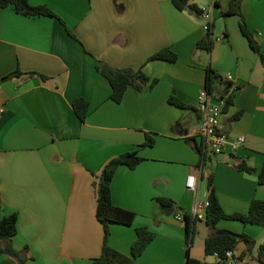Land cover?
<instances>
[{"label": "crops", "instance_id": "0c3cea01", "mask_svg": "<svg viewBox=\"0 0 264 264\" xmlns=\"http://www.w3.org/2000/svg\"><path fill=\"white\" fill-rule=\"evenodd\" d=\"M191 1L213 11L209 32L201 14L182 11L173 0H29L51 8L66 25L13 6L0 10V79L25 73L0 81V219L18 214L11 242L25 264H89L101 255L105 233L96 216V183L105 165L124 152L139 150L144 159L134 169L118 167L112 197L136 216L132 225L111 222L108 242L130 255L136 228L156 234L133 264H188L185 223L176 216H193L198 203H207L211 176L227 213L248 212L253 199H264L258 175L264 166V64L241 31V17L225 14L233 0ZM240 10L264 52V0H240ZM209 36L211 47H199ZM167 47L176 61L148 60ZM99 62L143 67L155 82L143 91L130 87L117 103ZM209 67L222 76L217 95L227 91L232 99L222 128L232 140L245 136L246 143L202 164L196 107ZM171 96L189 107L172 104ZM78 98L89 105L84 120L74 108ZM147 133L154 144L142 147ZM243 161L255 172L238 168ZM190 175L196 191L187 188ZM159 197L173 206H163ZM202 230L206 238L248 234L253 242L241 241L236 251L247 264H264V225L222 219L215 229ZM195 246L193 240L189 255L201 264H227ZM0 264L20 262L1 254Z\"/></svg>", "mask_w": 264, "mask_h": 264}, {"label": "trees", "instance_id": "16d2710c", "mask_svg": "<svg viewBox=\"0 0 264 264\" xmlns=\"http://www.w3.org/2000/svg\"><path fill=\"white\" fill-rule=\"evenodd\" d=\"M115 2L117 3V0H115ZM173 2L176 7L182 11H189L196 14L202 13V9L192 3L191 0H173ZM7 6H13L17 10V12L24 15L54 16L59 18L62 23L65 24L64 20L46 5H32L29 0H0V10ZM225 14L238 15L241 17V31L248 39L250 47L260 55L262 63L264 64V52L255 36L250 31L246 18L241 13L240 0H233L230 4L229 10L225 12ZM66 27L68 32L72 36H74L72 30L68 26ZM211 44L212 37L209 36L205 40L199 42L198 46L209 49L211 47ZM154 59L176 61L177 53L169 47L163 48L150 56L148 60ZM98 68L102 72V74L110 81V84L112 86L111 99L117 103L122 102L126 91L130 87H133L138 91H143L149 82H151L152 85L155 82V80L152 81L151 77L143 70V67L137 69L132 67L116 68L107 63L99 62ZM23 74L25 73L21 72L20 70H16L15 72L2 77L0 81ZM29 75H32V73H28V76ZM218 80L222 81V76L219 75L214 69L209 67L207 71L206 89L210 93H216L215 83ZM220 96L226 99V106L231 104L232 99L227 91L223 92ZM170 102L179 107H189L183 101L173 96L170 97ZM74 108L78 116L82 120H84L89 111L87 100L85 98H78L74 103ZM240 115L241 112L236 114L235 118H239ZM153 144V136L147 133L146 141L141 146L146 147L152 146ZM200 152L202 164H204L205 160L207 159V155L202 147L200 148ZM143 159L144 158L139 154V150L128 151L113 157L103 168L99 180L96 183V216L104 226V245L101 255L92 259L89 264H133L134 261L144 253L149 244L154 240L156 236L155 232L146 227L136 228L137 237L132 244V251L130 255L118 251L117 249L113 248L108 242L111 222L132 225L136 216L135 212L117 206L114 203L112 197L113 177L118 167H120L121 165H127L128 167L134 169L142 162ZM238 168L246 170L248 172H255V168L248 165L245 161L239 163ZM258 175L260 183L264 184V166ZM209 186L210 193L206 205V217L204 219L208 227L215 229L217 224L222 219H235L245 223L264 225V199H253L248 212L227 213L226 211H224L216 194L215 188L213 186V176L209 178ZM157 201L163 206H173V201L166 197H159L157 198ZM198 221H201V219L189 214L184 215L186 239L188 243V264H201L200 260L194 259L189 255L190 246L193 243L194 236L196 234V225ZM17 232V213L5 215L0 219V255L8 254L18 259L20 264H25L26 259L22 257V254L13 247L11 242L12 237H14ZM241 241H245L249 244L253 242L251 240V237L246 233L237 234L233 232H225L210 235L205 239V254L213 255L214 252H219L221 255H223L227 250H236L238 244ZM263 256L264 242L259 246V261L261 263H264V261L262 260Z\"/></svg>", "mask_w": 264, "mask_h": 264}, {"label": "built area", "instance_id": "2783aa9c", "mask_svg": "<svg viewBox=\"0 0 264 264\" xmlns=\"http://www.w3.org/2000/svg\"><path fill=\"white\" fill-rule=\"evenodd\" d=\"M201 16L206 19L204 29L211 30V24L214 20L212 10L202 11ZM226 99L217 93H210L207 89L203 90L197 98V112L199 122L196 128V134L200 137L202 148L207 156L219 155L227 151L235 152L246 143V137L240 136L235 140L222 128V116ZM4 107H0V115L4 113ZM196 176L190 175L187 179V188L191 191L197 190ZM206 204L198 203L194 212V217L205 219ZM179 220H184V216L178 214ZM213 256L227 264H247L246 257L236 250H227L223 255L214 252Z\"/></svg>", "mask_w": 264, "mask_h": 264}, {"label": "rangeland", "instance_id": "374dc122", "mask_svg": "<svg viewBox=\"0 0 264 264\" xmlns=\"http://www.w3.org/2000/svg\"><path fill=\"white\" fill-rule=\"evenodd\" d=\"M198 231L196 232V235H195V237L196 238H194V240L196 241V250H198L199 252H201V251H203V249H204V238H206V236H205V234H204V230H202V229H206V225L204 224V223H202V222H199L198 223Z\"/></svg>", "mask_w": 264, "mask_h": 264}, {"label": "water", "instance_id": "95a60500", "mask_svg": "<svg viewBox=\"0 0 264 264\" xmlns=\"http://www.w3.org/2000/svg\"><path fill=\"white\" fill-rule=\"evenodd\" d=\"M251 246H252V244H251ZM263 259H264V257H263Z\"/></svg>", "mask_w": 264, "mask_h": 264}]
</instances>
